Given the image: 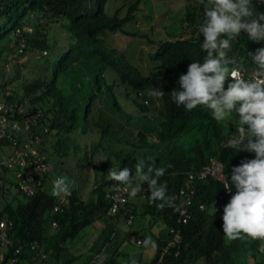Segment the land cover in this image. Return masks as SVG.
<instances>
[{
	"label": "trees",
	"instance_id": "obj_1",
	"mask_svg": "<svg viewBox=\"0 0 264 264\" xmlns=\"http://www.w3.org/2000/svg\"><path fill=\"white\" fill-rule=\"evenodd\" d=\"M143 1L127 0L108 13L110 0H0V61H11L15 79L22 77L17 63L19 58L28 54L30 57L36 56L34 53L40 58L45 57L43 63L36 65L37 74L41 69L48 71L51 68L49 75L39 76L41 79L32 77L30 82L23 84L21 95L14 92L8 99H26L29 102L26 115L40 114L39 123L49 128V132L43 134V146L55 138L59 156L68 154L69 140L76 133L84 136L97 134L98 139L91 140L90 148L83 152L81 169L95 157L97 149L101 148L106 156L100 167L94 168L92 194L84 199L78 189H73L60 211H53L57 197L52 196V189L44 184L39 185L31 197H25L17 190L23 200H18L15 205L7 202L0 210V215L12 222L9 229L12 245L2 264L11 258H16L12 264H19L21 259H26L28 264L37 261L45 264L40 257L42 252L48 257L46 264H72L77 256L71 254L69 242L81 229L98 219H103L106 226L113 229L121 221L126 224L129 216L133 217L134 223L137 215L149 217L150 225L158 219L164 224V234L156 239L155 255L146 264H264V252L259 249L264 242L249 237L226 242L222 216H216L211 210L217 196L223 192V184L213 179L195 186V196L188 207L191 219L181 226L179 251L176 253L173 249L161 260L160 253L169 238V229L176 225L179 213L176 199L175 208L161 210L157 207L159 201L150 202V191L144 184L141 204H133L129 199L126 207L117 214L109 212L111 200L107 196V174L110 168L120 170L127 167L135 171L138 158H143L146 166L165 168L159 183H166L167 195L174 198L180 189L189 188L187 172L198 169L211 156L217 155L230 169L236 163V156L253 155L222 146L225 134L215 121L200 127L187 125L188 112L183 106L177 107L168 94L174 88H180L178 78L187 72L192 61L200 62L207 57L201 48L203 37L200 33L194 37L201 14L197 18V13H186L184 26H192L189 37L183 38L179 34L177 37L180 38L167 39L162 35L155 40L148 36L147 31L143 33L140 26L128 28L137 22L136 12L142 9ZM200 7L203 8V4ZM148 17L152 19V15ZM56 22L60 23L58 30L65 33L68 44L56 49L58 57L52 63L47 56L55 52L57 42L51 46L49 35L52 31V35L56 34L52 28ZM178 25H173V29ZM113 34L124 38L126 44L135 38H146L151 45L156 44L155 51L152 52V48L148 53L153 68L147 74L141 72L121 50L124 44L120 49L119 43L116 46V43L109 42L108 35L113 37ZM231 43L230 55L235 61L240 59L239 54L244 49L255 51L264 47V43L249 40L246 33ZM250 60L246 58L244 61L249 63ZM2 67L0 65V77L3 78L0 88L9 83L4 79ZM153 87H159L166 93L163 99L148 95ZM146 101L159 103L153 115H148L152 109ZM127 102L136 109L126 111L129 109L124 107ZM137 111L141 114L136 115ZM153 131H158L159 143L147 142L146 133ZM86 147L87 144L84 145ZM0 169L3 175H11L9 169ZM0 180L6 179L0 176ZM13 183L15 186L14 178ZM235 191L233 186V194ZM224 198L223 208L230 194ZM202 203L206 206L204 210L199 209ZM223 208L220 209L222 215ZM213 214L214 217L210 218ZM53 222L57 223L54 229L51 226ZM130 235L136 241L141 238L134 231ZM32 240L39 242L36 251L27 247ZM16 246H22L21 253L14 254ZM88 264L95 263L90 259Z\"/></svg>",
	"mask_w": 264,
	"mask_h": 264
},
{
	"label": "clouds",
	"instance_id": "obj_2",
	"mask_svg": "<svg viewBox=\"0 0 264 264\" xmlns=\"http://www.w3.org/2000/svg\"><path fill=\"white\" fill-rule=\"evenodd\" d=\"M193 1H181L184 7L180 10L182 15L180 14L178 21L183 22L186 13H197V18L201 14L198 19V32L194 37L198 33L203 37L201 48L207 53V57L200 62L192 61L188 65L187 72L180 74L178 78L180 88H174L168 94L177 107L183 106L188 112L187 125L193 124L195 127H200L204 123L211 124L212 121H215L223 128L225 134L222 146L226 147L227 145L230 148L239 149V151L253 153V155H250L251 157L236 156V163L230 169H227L225 163L217 155H214L198 169L187 172L189 188H182L176 193L180 195L176 199L179 202V213L176 225L169 229V238L163 249L172 238L171 229L179 231L181 241L165 254L170 253L173 249H176V253H178L182 243L181 226L187 224L191 219V211L188 207L195 196V186L209 179L223 184V192L217 196V201L212 206L218 207V209L215 207L216 216H222V230L226 242L242 240L245 237L264 242V47H259L255 51L242 50L238 61H235L230 55L231 42L242 33H246L252 42L264 43V0ZM201 4H203V8L200 7ZM141 10L143 11V8ZM143 22L148 23L145 19L140 24L138 23L141 29L145 25ZM173 23L175 25L178 22L173 21ZM150 28L148 30H151ZM191 28L192 26H190ZM246 58L251 59L249 63L244 61ZM148 95L160 100L166 93L159 87H153L149 90ZM148 103L146 101V104ZM154 107L157 110L159 103L156 102ZM135 109V107L132 108V110ZM138 114L141 113L137 111L136 115ZM150 114L152 113L148 115ZM157 133L158 131L146 133L147 142L159 143ZM42 149L49 161L43 144ZM212 163L216 167L215 174L200 177L203 168ZM52 166L54 168L52 173L43 183L52 189V196H66L67 201V196L71 195L73 189H78L80 192L81 189L77 182L70 177L67 182L66 178L56 171V165L52 164ZM57 167L59 168V166ZM165 172V168L146 166V161L143 158H138L135 171L127 167L120 170L110 168L107 174V191H109L107 195L111 191L112 184L119 183L126 186L129 201V196L135 198L138 193L144 191L143 186L147 184L150 191V202L159 201L157 207L161 210L165 207L175 208V198L167 195V184L159 183V178ZM56 176L60 177L53 182V187H51L50 181ZM233 186L236 189L234 194ZM93 188L94 186L92 190ZM180 191L184 193L180 194ZM228 193L230 199L223 208V200ZM185 194H192V198L186 207L189 218L183 223L177 220L180 217ZM205 207L204 203L199 205L200 210H204ZM221 208H223V215L220 211ZM132 218V216L128 217L125 223L131 224ZM52 228L55 227L52 226ZM137 242L140 243L141 238ZM142 243L146 248L149 246L157 248V240L155 244L151 237L145 238ZM163 249L159 260L164 255H161ZM259 249L264 252V243Z\"/></svg>",
	"mask_w": 264,
	"mask_h": 264
},
{
	"label": "rangeland",
	"instance_id": "obj_3",
	"mask_svg": "<svg viewBox=\"0 0 264 264\" xmlns=\"http://www.w3.org/2000/svg\"><path fill=\"white\" fill-rule=\"evenodd\" d=\"M127 0H110L107 7L109 8L108 13H111L113 7H117L124 3ZM182 0H147L140 5V8H143V11L140 9L136 13L137 21L135 25L130 24L128 28H137L142 20L148 21L147 24L143 26L142 31H147L151 38L157 40L158 36H162L169 39L180 38L177 37L179 34L181 37L189 36L190 27L184 26V22L180 24V10L184 7V4H181ZM193 2H196L194 0ZM148 15H152V19L148 18ZM182 15V14H181ZM173 21H177L179 25L177 29H173ZM139 23V24H138ZM151 27V28H150ZM53 30H55V35H49L51 46L52 44L57 42L55 48V52H50L48 54V59L53 63L54 60L57 59L58 53H56V49L61 48L63 45H67V37L65 33L59 32L60 23H55L52 25ZM56 28V29H55ZM150 28L151 30H148ZM145 31L143 33H145ZM59 32V33H58ZM108 35L109 42L116 43L115 45L120 48L122 45L123 49H121L128 60L135 66H137L141 72L147 74L149 70L153 68V65L149 61L148 53L153 48L155 51V45H151L146 38L144 39H133V41L128 42L126 44L122 37L118 34ZM179 35V36H180ZM122 40H121V39ZM129 41V39H128ZM121 43V44H120ZM36 56L28 54L19 58L18 66L21 72V76L18 79L14 78V73L12 71V63L11 61L1 60L0 65L3 66L2 70L5 73V80L9 82L6 83L5 86L0 88V93L4 90H9L12 93L17 92L19 95L22 94V86L25 82H30L31 78L39 77L41 75L50 74L51 68L49 70L44 71L41 69L37 74V67L40 63H43L45 57L40 58L39 54L34 53ZM10 57V55H9ZM8 57V59H10ZM24 64L27 66L23 67ZM46 72V73H45ZM37 75V76H36ZM46 75V76H47ZM3 78L0 77V83ZM87 90V85L84 82V91ZM1 99V95H0ZM156 102L148 103V106L152 109V114L156 113ZM124 107L129 108L126 111L132 110L130 104L128 102L125 103ZM98 135L89 136L82 135L80 132L75 134L73 139L69 141V152L66 156H59L56 151V141L55 138L52 140H48L44 148L46 149V154L48 155L50 163L53 165L57 164L61 171L57 170L60 175L66 178L67 182H69L68 177L78 183L80 186V194L83 198H87V196L92 191V187L94 186L93 179H95V166L100 167V163L105 161L106 156L103 154V150L101 148L97 149V153L92 160L89 159V164L85 165L84 169H81V163L84 159L83 152L90 148L91 140H97ZM75 139V140H74ZM87 144V147L84 148V145ZM64 145V144H62ZM79 145V149H78ZM62 147V146H61ZM55 148V149H54ZM63 148V147H62ZM90 152V150H88ZM9 153L8 147L2 146L0 147V155ZM90 154V153H89ZM83 165V164H82ZM63 172V173H62ZM87 175V176H86ZM0 176H4L5 181L0 180V210L7 202H10L12 205H15L18 200H23L22 196L18 193L16 187L13 183V177L9 174L3 175L2 170L0 169ZM86 176V177H85ZM143 198V197H142ZM215 207L213 206V210L215 211ZM218 215V214H217ZM214 214L210 216L213 218ZM141 218H145L142 215H137L134 220L133 225H128L124 223H118L114 226V228H108L102 222V219L95 220L90 225L85 226L83 229L79 231V234L75 239L70 241V252L77 256L76 260L72 264H88V261L92 259L95 264H146L149 263L150 260L153 259L156 247H145L143 245V240L147 237H151L152 240L156 244V238L160 234H164L163 230V221L158 219L156 222L150 225L149 217H146V224L142 226ZM208 218L207 220H209ZM209 221H207L208 223ZM111 227V226H109ZM136 232V234L141 235V242L138 243L133 237H131L130 232ZM163 231V232H161ZM48 261H45V264ZM19 264H28L26 259H21ZM33 264H39L37 261Z\"/></svg>",
	"mask_w": 264,
	"mask_h": 264
},
{
	"label": "built area",
	"instance_id": "obj_4",
	"mask_svg": "<svg viewBox=\"0 0 264 264\" xmlns=\"http://www.w3.org/2000/svg\"><path fill=\"white\" fill-rule=\"evenodd\" d=\"M1 94L3 96L0 99V147H8L9 153L0 155V168L9 169L16 183V188L25 197H31L36 194L38 186L48 180V176L54 169L42 149L43 134L48 133V127L39 123L40 114L26 115V110L29 107V102L26 99L9 100L8 97L13 96V93L9 90H4ZM215 170L216 167L213 166V163L205 166L200 173V177L214 175ZM58 177L60 176H56L50 181L51 187H53V182ZM183 193V191H180V194ZM107 196L111 200L109 212L112 214L124 209L128 202L126 186L119 183L112 184L111 191ZM179 197V194L174 196L175 199ZM191 198L192 194H185L178 222L185 223L189 218L186 207ZM65 203L66 196L57 197V203L54 205L53 211H60ZM52 226L56 227L57 223L53 222ZM11 227V220L0 215V264L6 260V255L12 245L9 234ZM171 233L172 238L164 247L161 255L169 252L170 248L181 241L179 231L171 229ZM27 247L32 251H36L39 248V242L32 240L27 243ZM21 251L22 246H16L14 254H19ZM40 257L45 261L48 259L44 252L40 253ZM15 261L16 258H11L6 264H12Z\"/></svg>",
	"mask_w": 264,
	"mask_h": 264
},
{
	"label": "crops",
	"instance_id": "obj_5",
	"mask_svg": "<svg viewBox=\"0 0 264 264\" xmlns=\"http://www.w3.org/2000/svg\"><path fill=\"white\" fill-rule=\"evenodd\" d=\"M56 168H57V166H56ZM57 170L59 171V168H57L56 171H57ZM60 170H61V169H60ZM91 194H92V191H91L90 194L87 196V198H88ZM142 197H143V196H142V191H141L140 193H138V195H137L135 198H131V197L129 196V199H130L131 202H133V204H141L142 199H143ZM142 220H143V218H142ZM142 220H141V221H142ZM143 221H145V220H143ZM143 221H142V223H143ZM102 222H103V224L105 223L103 219H102ZM121 222H122V221H121ZM119 223H120V222H119ZM132 223H133V221H132ZM132 223H131V225H133ZM104 225H105V224H104ZM129 225H130V224H129Z\"/></svg>",
	"mask_w": 264,
	"mask_h": 264
},
{
	"label": "water",
	"instance_id": "obj_6",
	"mask_svg": "<svg viewBox=\"0 0 264 264\" xmlns=\"http://www.w3.org/2000/svg\"><path fill=\"white\" fill-rule=\"evenodd\" d=\"M145 24V22H143V25Z\"/></svg>",
	"mask_w": 264,
	"mask_h": 264
}]
</instances>
